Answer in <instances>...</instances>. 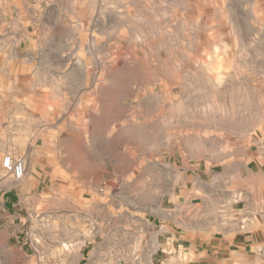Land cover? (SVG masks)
<instances>
[{"label":"rangeland","instance_id":"obj_1","mask_svg":"<svg viewBox=\"0 0 264 264\" xmlns=\"http://www.w3.org/2000/svg\"><path fill=\"white\" fill-rule=\"evenodd\" d=\"M31 1L42 11L23 28L15 12L26 1L0 0V180H14L3 158L20 157L46 177L48 198L76 185L95 189V203H80L57 245L56 216L47 239L33 238L28 225L30 236L21 232L27 250L7 252L0 264H152L151 256L135 254L146 246L135 238L137 221L151 209L121 206L135 199V177H95L88 162L105 152L88 149L102 145V130L89 125L138 107L142 116L129 120L169 130L181 121L179 137L196 135L199 120L222 124L225 141L254 144L263 159L264 0ZM71 130L81 140L69 149ZM41 212L26 218L37 221ZM57 212L71 220V210ZM71 230L80 238L71 241ZM127 231L133 236L125 239ZM104 232L111 238L103 240ZM94 234L102 236L88 239Z\"/></svg>","mask_w":264,"mask_h":264},{"label":"crops","instance_id":"obj_2","mask_svg":"<svg viewBox=\"0 0 264 264\" xmlns=\"http://www.w3.org/2000/svg\"><path fill=\"white\" fill-rule=\"evenodd\" d=\"M25 1L15 12L23 28L30 24L31 16L42 11L32 9L31 0ZM142 113L138 107H120L113 119L89 125L102 130V145L89 143L88 149L105 152L103 159L97 156L88 162L89 168L98 171L95 177H135V199H122L121 206L151 209L142 212L144 218L137 221L142 231L135 233L146 246L136 253L130 250V254L149 255L152 264H264V158L256 155L254 144L225 141L222 124L209 126L203 120L196 122V135L181 137L176 135L183 131L181 121H177L181 128L169 130L159 121L129 120L140 118ZM80 140L74 130L65 136L69 149ZM69 155L71 151L67 159H71ZM70 167L85 184L88 179L81 169ZM25 170L19 181L6 176L0 180V256L17 247L27 250L21 232L28 225L33 238L38 234L40 239H47L53 216L59 223L54 232L56 245L61 243L63 229L67 222L72 224L77 219L74 212L80 203H95V189L76 185L71 189L64 185L60 195L48 198L53 188L46 184V177L35 176L28 165ZM39 209V220L26 218ZM61 210H71V220L58 214ZM79 236L78 231L71 230V241ZM96 236L102 235L88 239ZM128 236H133L132 231L125 233V239ZM102 238L110 239L111 232H104Z\"/></svg>","mask_w":264,"mask_h":264},{"label":"built area","instance_id":"obj_3","mask_svg":"<svg viewBox=\"0 0 264 264\" xmlns=\"http://www.w3.org/2000/svg\"><path fill=\"white\" fill-rule=\"evenodd\" d=\"M2 169L7 173L10 174L14 180H21L25 174V164L24 160L20 157H13L11 155H7L3 158L1 162ZM24 236H30L29 229H25L23 231Z\"/></svg>","mask_w":264,"mask_h":264}]
</instances>
